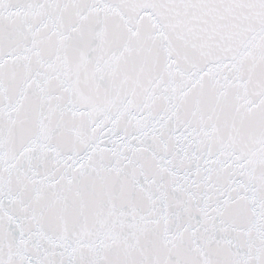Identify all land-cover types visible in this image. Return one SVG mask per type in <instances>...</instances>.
I'll use <instances>...</instances> for the list:
<instances>
[{
    "label": "snow or ice",
    "instance_id": "obj_1",
    "mask_svg": "<svg viewBox=\"0 0 264 264\" xmlns=\"http://www.w3.org/2000/svg\"><path fill=\"white\" fill-rule=\"evenodd\" d=\"M0 264H264V0H0Z\"/></svg>",
    "mask_w": 264,
    "mask_h": 264
}]
</instances>
